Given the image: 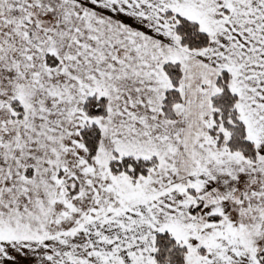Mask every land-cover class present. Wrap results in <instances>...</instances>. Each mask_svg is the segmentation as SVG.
I'll use <instances>...</instances> for the list:
<instances>
[{
  "label": "snow or ice",
  "instance_id": "obj_1",
  "mask_svg": "<svg viewBox=\"0 0 264 264\" xmlns=\"http://www.w3.org/2000/svg\"><path fill=\"white\" fill-rule=\"evenodd\" d=\"M0 264H264V0H0Z\"/></svg>",
  "mask_w": 264,
  "mask_h": 264
}]
</instances>
